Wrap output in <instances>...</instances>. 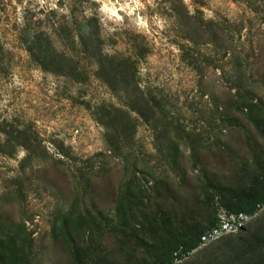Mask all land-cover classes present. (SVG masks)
I'll use <instances>...</instances> for the list:
<instances>
[{
    "label": "rangeland",
    "instance_id": "obj_1",
    "mask_svg": "<svg viewBox=\"0 0 264 264\" xmlns=\"http://www.w3.org/2000/svg\"><path fill=\"white\" fill-rule=\"evenodd\" d=\"M261 194L264 0H0V264H127L218 218L235 237L264 209L228 205Z\"/></svg>",
    "mask_w": 264,
    "mask_h": 264
},
{
    "label": "trees",
    "instance_id": "obj_2",
    "mask_svg": "<svg viewBox=\"0 0 264 264\" xmlns=\"http://www.w3.org/2000/svg\"><path fill=\"white\" fill-rule=\"evenodd\" d=\"M109 63L115 65L113 59ZM150 100L144 99L148 109L152 111V114H155L160 108L158 105H151ZM141 114L145 115L144 112H141ZM263 203L264 194H261L249 198H238L237 201L230 203L228 206L231 208L230 211L251 216L255 213L257 207ZM136 206L140 211H146L147 209L142 201L138 202ZM218 221L219 218L207 227L198 225L193 229H184L179 238H170L161 243L160 250H155L152 257L134 258L127 264H232L234 259L232 255L250 258L263 252L264 224L250 228L245 233H243L245 229L241 228L240 234L235 237L233 235L219 237L213 245L204 243L202 237L213 228H219ZM113 230H116V228L113 227ZM203 245L205 247H202ZM193 250L196 254L190 257Z\"/></svg>",
    "mask_w": 264,
    "mask_h": 264
},
{
    "label": "built area",
    "instance_id": "obj_3",
    "mask_svg": "<svg viewBox=\"0 0 264 264\" xmlns=\"http://www.w3.org/2000/svg\"><path fill=\"white\" fill-rule=\"evenodd\" d=\"M260 208L261 209H264V203L260 205ZM249 215H246V214H239L237 216V221L240 222V226H242L245 221L247 219H249ZM237 231L238 230V226L237 224L234 222V223H231V222H223L222 226L217 228V229H214L211 233H209L208 235H205L203 237V242H210L214 239H217L219 238L221 235L225 234V233H228V232H233V231Z\"/></svg>",
    "mask_w": 264,
    "mask_h": 264
}]
</instances>
